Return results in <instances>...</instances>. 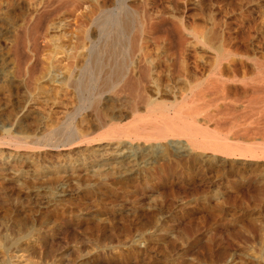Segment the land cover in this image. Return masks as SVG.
Returning <instances> with one entry per match:
<instances>
[{
	"label": "rangeland",
	"instance_id": "obj_1",
	"mask_svg": "<svg viewBox=\"0 0 264 264\" xmlns=\"http://www.w3.org/2000/svg\"><path fill=\"white\" fill-rule=\"evenodd\" d=\"M8 1L0 0L2 264H17L14 258L17 249L23 251L28 264H264V181L259 178L264 170V161L245 167L228 161L224 167L209 168L202 165L200 152L178 158L166 142H161L162 149L159 147L155 151V163L142 169L132 179H121L112 172L94 177L80 165L89 162L98 145L107 141L105 138L118 129L123 128V139L133 137L137 142H145L142 137H156L154 130L148 131L149 135L137 134V138L129 130L134 117L127 115L128 100L125 97L118 103L120 107H116L114 101L107 103L106 108L103 106L107 112H111L112 108L114 112L116 107L122 114L113 128L95 127L97 121L88 111L76 115V118L67 114L79 104L78 93L70 85L73 86L83 74L86 49L90 46L86 45L88 36L93 34L92 38L96 35L94 39H98L101 23L103 25L109 18V13L121 10L126 4L136 6L138 1ZM168 1L149 0L148 13L155 17L171 13ZM193 1L188 0L191 5L188 8L181 6L177 13L185 27L197 32L202 29L211 38L214 36L213 39L222 32L229 34L227 38L231 34L230 38L235 37L239 41V49L241 47L244 51L246 36L243 35L250 25L248 8L235 9L233 5H228V0L221 1V5L220 0L219 3L217 0V3L215 0H203L205 6L197 3L205 7L201 8ZM218 5L223 6L220 8ZM35 18L43 21L39 40L42 47L35 52L31 41L25 42L23 52H27L25 54L29 58L23 68L24 74L17 78L10 46L21 38V34H16L17 30L20 27L24 29L29 23L35 25ZM258 21L261 22V19L257 17L256 24ZM260 22V26L257 24L259 27L262 26ZM29 25L25 28L32 29ZM163 25H157L156 36L161 34L163 38L165 30L168 32L172 27ZM259 30L261 28L251 36L256 44L264 43ZM148 34L145 35L150 39L152 36ZM162 38L155 39L163 47ZM149 43L144 49H150L146 51L149 59L158 61L154 64L153 77L165 87L168 84L167 63L160 55L164 47L159 45L160 50L156 51L157 48L153 49L154 45L149 46ZM79 46H83V50ZM73 53L77 59L73 58ZM78 53L83 54L82 58L78 57ZM192 58L188 63L191 69L195 67L197 57ZM75 61L79 66L76 67ZM33 66L37 72L32 77ZM242 70L236 73L242 83L229 85L228 92L232 93L229 94L233 101L227 108L229 111L225 112L222 101L211 108L214 113L228 114H219L210 122L199 115L198 125L209 132L227 133L232 142L240 139L260 143L264 126L261 130L250 132L244 128H255V119L259 118L257 113L261 109L257 103L264 95L256 84L248 86L243 83L244 78L246 82L255 79L257 71L249 68ZM204 85L195 93L203 96L204 92L201 94L200 89L203 91ZM191 94L192 91L188 90L187 96ZM205 95L208 97L211 93ZM179 102L182 100L179 99ZM187 102L184 108L200 104ZM140 110L139 116L148 115L147 108L141 107ZM253 115L255 117L251 120ZM248 133L252 137H247ZM155 142L150 140L147 143L152 145ZM14 156L16 159L12 168L21 171L16 178L1 165ZM61 184L64 195L51 199L50 203L44 188H55ZM139 237L145 239L137 247L135 241Z\"/></svg>",
	"mask_w": 264,
	"mask_h": 264
},
{
	"label": "bare ground",
	"instance_id": "obj_2",
	"mask_svg": "<svg viewBox=\"0 0 264 264\" xmlns=\"http://www.w3.org/2000/svg\"><path fill=\"white\" fill-rule=\"evenodd\" d=\"M137 1L138 3H136V6H126L128 4L125 3L126 5H123L124 8L121 10L109 13V18L103 23V25L101 23V36L98 39H94L97 37L96 35V37L94 36L92 38L93 34L92 36L89 35L88 38L85 37L87 38V43L86 41L84 42L86 45L89 44L90 46L88 45L89 48L85 46V48H88L86 49L87 56H85L83 52L86 57L83 74L81 78L75 80V84L71 81L73 86L72 84L70 85L71 87H75L78 93L77 96H79V104L77 103L78 105H75V108L72 107L74 109L71 112L68 111L69 113L67 114L75 117L82 112L84 113V111H88V113L90 112V115L97 121V125H94L95 127L97 126L98 129H104L105 127L109 128V126H112L113 128V126L120 121L122 115L116 107L119 106L118 103L121 99L125 97L128 100L126 105L128 110L127 115L129 114L131 117H134V122L128 127L129 130L133 134H136V138L137 134L149 135L148 131L154 130L156 131V137H142L145 139V142H137L133 139V137L132 139H123L122 136L125 134L122 131L123 128L118 129L112 132L109 137L105 138L107 141L98 145V147L96 146L97 149L93 151L92 158H90L89 162H87L88 164L86 163L87 165H80L94 177H101L112 172L121 179H132V177L141 172L142 169L155 163V158L157 157H155V151L161 147V142H166V145L173 149L174 154L178 158H184L187 156L190 157V155L200 152L202 165L209 168L224 167L228 161L242 167L262 163L264 161V135H262L263 138L260 143H251L249 141L245 142L240 141V139H237V142H232L230 141L227 133H213L207 131V128L204 129L205 127L202 128L203 126H199V120L197 117L202 115L205 120H209L210 122L217 119L219 114L224 115L227 110L229 111L227 108L232 105L233 102L230 96L232 93L228 92L229 85L232 83H234L233 85H235V83H242V80L239 79L240 75L237 77L236 73L245 68H249V70H256L257 77L248 82H246L244 78L243 83H247L246 85L248 86L250 84H256L258 90L264 95V43L256 44L255 41L251 39L252 34L256 32L258 28H261V31H259L262 34V38H264V0H228V5H233L235 9L244 7L248 8L250 11L248 13L250 15L248 17L246 16L250 21V25L246 30L247 34L243 32V36H246L244 37L246 38V43L244 44V41L242 42L246 45L244 51H242L243 48L241 47L239 49V41H237V39L235 40V37L234 39H232L233 37L230 38L231 34L229 38H227L229 34L226 35L225 32H222L223 34L225 33V37V35H222V33L219 32L220 35L217 37L215 36L216 38L213 39L214 36L211 38L208 36L209 33L206 34L207 32H202V29L201 32H199L200 30L197 32L195 29H190L189 27L188 29L185 27V25H183L184 22H181L177 13L180 12L179 8L181 6L188 8V6L191 5L189 4L190 2L188 3V0H167L170 3L169 6L172 7H169L172 12L169 10L171 13L167 12L168 14L166 15L165 11L163 12L165 14L161 13V15L156 17L151 16L152 14L150 15L148 13L147 6L150 4L148 2L149 0ZM221 1L225 0H220V3L218 1L220 5L223 3ZM193 2L194 4H204L205 1L194 0ZM133 3H135V1ZM200 4H197V6L199 5L201 7ZM205 5L206 4L203 6ZM222 6L219 7L221 8ZM198 9L200 8L198 7ZM177 10L178 12H176ZM38 15L41 16L40 13ZM257 17L261 19V22L258 21L261 23V27H259L260 24L258 22L257 24H259V26L256 24ZM34 22L35 25L29 22L28 23L32 25H26H29L32 29H26L28 28L26 26L24 29L20 27L16 34H21V38H18L19 40L17 42H13L10 46L12 52L10 54H12L15 60L14 69L16 70L15 74L17 78L24 72V65L29 58V55L27 56V54H25L27 52H23L25 42L30 40L32 48L35 52H39L42 47L39 40L42 36L41 32H43L41 31L43 21L39 18L37 21L34 20ZM163 24H166L167 27L169 25L172 27H170L168 32L165 30L166 34L162 38L161 34L156 36L158 34L156 27L157 25L164 26ZM164 28H166V26ZM163 30H161V32ZM147 33H149V36H155V38L160 36V39H163L164 48L161 44H158L157 39L151 37L153 40H150L151 38L149 39L146 37L145 34ZM241 33L242 32H240V34ZM162 34H164V32ZM238 35L236 34L239 38ZM243 36L241 34V38ZM85 38L83 37V39ZM262 38L261 40L263 41L264 39ZM241 41L242 39L240 42ZM149 42L154 45L153 49L155 48L156 50L157 48L156 51L160 50V46L163 48H161L162 52L160 55L162 56V59H166L167 63L168 84L165 87L160 84L161 81L159 82L158 79H154L153 77L152 73L155 69L154 64L156 60L149 59V53L146 52L150 51L149 48L148 50L144 49L145 45L147 46ZM81 43H83V41ZM82 45H84V43ZM150 45L151 44L149 43V46ZM244 45L242 46L244 47ZM82 48L84 47L82 46L80 49ZM72 50L76 49L73 48ZM77 52L79 51L77 50ZM81 52L82 51H80V53ZM80 53H78V57L83 55ZM192 56L193 58L195 56L197 58L195 63L194 61L192 62L195 64V67L191 69L188 63ZM70 58H72V56ZM73 58L77 59V55L74 53ZM79 59L80 58H78V60ZM160 59L161 58H159V62ZM156 63H158V61H156ZM77 65L78 63L76 64V67ZM70 66L71 72L73 69L72 65ZM36 72V67L33 66L31 68V76L33 77ZM227 73L231 75L228 77L226 76ZM69 77H71V74ZM72 77L75 78V76ZM69 79L67 80L69 81ZM203 84L206 86L204 85L205 91L204 89L203 91L200 89V92H202L201 94L204 92L205 95L209 92L211 93V96L208 95V97H204V95L201 96L200 93H195V90L198 91V88L203 86ZM150 88L153 89V91ZM188 90L192 91L191 96H187ZM179 99H181L182 102H179ZM113 101L116 105L114 112H112L113 108L111 112L110 110L107 112V110L103 109V106L106 108L105 106L107 103H113ZM187 101L191 104H197L198 102H200V104H197L193 108H184ZM219 101L223 102L225 112L222 111L223 113H221L218 111L217 113H214L211 108ZM257 104L261 106L260 111L257 113L258 116H260L258 119H255V128H251V126L244 128L248 132L261 130L264 126V97ZM141 107L147 108V116H139V110ZM173 113L175 115L171 116ZM227 114L228 113L225 115ZM253 117L255 116L253 115L251 120ZM93 130L96 131L95 129ZM87 133L90 132L88 131ZM246 136L252 137L250 133ZM150 140H156V142L151 145L147 143ZM72 145L74 146V144ZM160 149H162V147ZM15 159L16 157L14 156L11 157L9 161H3V163H1L7 171H10V176L14 178L19 176L21 172L20 170L12 168ZM259 178L264 181V170L263 173L260 174ZM44 192L46 193L45 195L47 199H49V201H51L50 203H52L51 199L55 200L64 195L63 184L55 188H44ZM143 239H145V237H139L135 241V246L138 247ZM14 258L17 264H28V260L26 259L23 251L20 249L15 251ZM0 264H2L1 259Z\"/></svg>",
	"mask_w": 264,
	"mask_h": 264
}]
</instances>
